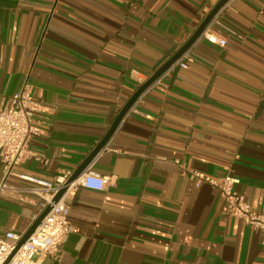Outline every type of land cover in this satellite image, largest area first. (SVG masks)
Listing matches in <instances>:
<instances>
[{
  "label": "crops",
  "instance_id": "0c3cea01",
  "mask_svg": "<svg viewBox=\"0 0 264 264\" xmlns=\"http://www.w3.org/2000/svg\"><path fill=\"white\" fill-rule=\"evenodd\" d=\"M217 1L0 0V108L27 85L40 128L18 171H73ZM209 24L225 45L199 36L136 99L84 170L109 185L70 197L71 228L44 264H264L262 234L188 175L230 174L264 211V0H228ZM24 195L0 196V234L42 211Z\"/></svg>",
  "mask_w": 264,
  "mask_h": 264
},
{
  "label": "built area",
  "instance_id": "2783aa9c",
  "mask_svg": "<svg viewBox=\"0 0 264 264\" xmlns=\"http://www.w3.org/2000/svg\"><path fill=\"white\" fill-rule=\"evenodd\" d=\"M210 23V22H209ZM207 41L219 46L225 45V38L214 32L208 24L200 34ZM186 59L191 60L188 56ZM175 63L185 66L184 61ZM170 71V67L164 75ZM140 97V96H139ZM138 99V98H137ZM35 102L29 88L24 85L12 93L7 103L0 108V196L28 201L24 195L38 196V203L43 210H49L29 237L18 245L22 234L13 230H5L0 234V264H44L46 257L58 258L60 246L70 230L67 215L69 199L79 187L102 190L110 183V177L92 171H83L77 178L68 182L71 170H61L52 178L31 176L18 171V167L29 157L35 156L30 148V140L39 134L40 128L34 117ZM189 177L197 185L206 183L214 188L226 202V212L230 216L240 218L253 230L264 237V211L255 212L244 196L237 193L234 185L237 179L230 174L214 178L200 170L190 169ZM10 178H18L32 185L19 187L9 182ZM65 188L57 201L54 195Z\"/></svg>",
  "mask_w": 264,
  "mask_h": 264
},
{
  "label": "water",
  "instance_id": "95a60500",
  "mask_svg": "<svg viewBox=\"0 0 264 264\" xmlns=\"http://www.w3.org/2000/svg\"><path fill=\"white\" fill-rule=\"evenodd\" d=\"M228 0H218L217 3L210 9V11L205 15L202 21L199 23L198 27L195 29L193 34L187 39V41L176 51L174 52L167 61H165L144 83H142L126 100L123 106L118 111L116 117L112 121L111 125L108 127L106 133L103 137L94 145L91 151L85 156L81 163L72 171L68 182L77 178L87 167L90 161L95 157V155L101 151L104 145L107 143L108 139L116 129L117 125L136 101V99L141 95V93L156 79L158 78L165 70L171 67L174 62L193 44V42L200 36L204 28L209 24L218 10L227 2ZM65 188H61L53 197V201H57L61 194L64 192ZM49 210V206L45 207L33 220L27 230L22 234L21 239L18 245L22 244L29 235L34 231L36 226L39 224L43 216Z\"/></svg>",
  "mask_w": 264,
  "mask_h": 264
}]
</instances>
